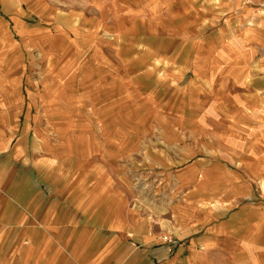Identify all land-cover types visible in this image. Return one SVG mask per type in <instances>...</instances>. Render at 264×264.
Segmentation results:
<instances>
[{
    "label": "crops",
    "instance_id": "1",
    "mask_svg": "<svg viewBox=\"0 0 264 264\" xmlns=\"http://www.w3.org/2000/svg\"><path fill=\"white\" fill-rule=\"evenodd\" d=\"M240 23L195 44L178 66L177 104L155 105L151 90L134 118L96 47L81 71L48 54L51 122L32 126L29 148L0 63V264H264V22ZM102 65L110 76L89 91L116 105L104 143L85 127L88 88H78ZM152 104L155 150L136 141Z\"/></svg>",
    "mask_w": 264,
    "mask_h": 264
},
{
    "label": "rangeland",
    "instance_id": "2",
    "mask_svg": "<svg viewBox=\"0 0 264 264\" xmlns=\"http://www.w3.org/2000/svg\"><path fill=\"white\" fill-rule=\"evenodd\" d=\"M240 20V25L263 23L264 0H0L4 86L10 93L9 101L20 103L16 118L20 132L28 133L26 147L34 142L32 126L43 128L51 122L43 110L45 90L54 88L56 77L46 73L51 62L48 54L54 57L62 54L66 60L76 58L79 65L74 70L81 71L96 47L104 65L112 68L113 77L127 89L123 98L129 101L128 110L133 117L140 105L137 101L151 90L152 95L158 94L153 99L155 105L168 99L172 105L177 104L173 94L180 83L178 66L189 61L197 42L215 39L220 28L231 29ZM77 42L85 43V47L74 54ZM260 52L264 55V45ZM61 67L58 66V72ZM85 75L78 84L79 89L88 88L84 99L85 127L93 125L97 138L104 143L108 138L103 136L102 129L107 123L115 124L109 114L116 105L101 107L98 96L89 90L93 80H106L110 74L103 66ZM56 83L61 89L60 82ZM75 89L71 88L73 92ZM128 89L133 90L135 97L128 98ZM102 90L100 94H104ZM110 94L119 96L117 92ZM154 104L141 108L150 124L137 133L136 141H143L155 150L160 133ZM162 112L166 121H175L174 107ZM13 116L9 113L10 118ZM260 188L264 193V184Z\"/></svg>",
    "mask_w": 264,
    "mask_h": 264
}]
</instances>
